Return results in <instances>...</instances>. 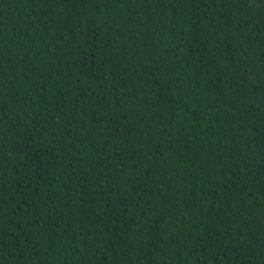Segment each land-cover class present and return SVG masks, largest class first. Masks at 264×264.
I'll return each mask as SVG.
<instances>
[{"label": "trees", "instance_id": "obj_1", "mask_svg": "<svg viewBox=\"0 0 264 264\" xmlns=\"http://www.w3.org/2000/svg\"><path fill=\"white\" fill-rule=\"evenodd\" d=\"M0 264H264V0H0Z\"/></svg>", "mask_w": 264, "mask_h": 264}]
</instances>
